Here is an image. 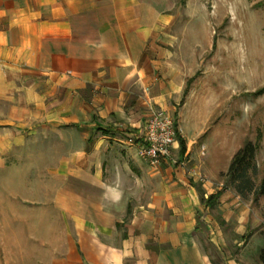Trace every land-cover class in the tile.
I'll return each mask as SVG.
<instances>
[{
    "label": "crops",
    "instance_id": "obj_1",
    "mask_svg": "<svg viewBox=\"0 0 264 264\" xmlns=\"http://www.w3.org/2000/svg\"><path fill=\"white\" fill-rule=\"evenodd\" d=\"M193 45L189 0H0V264H260Z\"/></svg>",
    "mask_w": 264,
    "mask_h": 264
},
{
    "label": "rangeland",
    "instance_id": "obj_2",
    "mask_svg": "<svg viewBox=\"0 0 264 264\" xmlns=\"http://www.w3.org/2000/svg\"><path fill=\"white\" fill-rule=\"evenodd\" d=\"M189 41L194 43L199 87L210 90L208 99L217 100L211 122H219V134L229 142L218 164L229 166V151L234 149V154L246 139L252 140L257 152L248 176L253 190L260 188L264 183V88L260 90L264 86V0H189ZM253 190L239 195L250 206L244 250L247 258L256 260L264 244V194L255 200Z\"/></svg>",
    "mask_w": 264,
    "mask_h": 264
},
{
    "label": "built area",
    "instance_id": "obj_3",
    "mask_svg": "<svg viewBox=\"0 0 264 264\" xmlns=\"http://www.w3.org/2000/svg\"><path fill=\"white\" fill-rule=\"evenodd\" d=\"M176 141L175 117L161 107H151L146 118L144 133L139 142V152L150 165H159L171 157Z\"/></svg>",
    "mask_w": 264,
    "mask_h": 264
},
{
    "label": "trees",
    "instance_id": "obj_4",
    "mask_svg": "<svg viewBox=\"0 0 264 264\" xmlns=\"http://www.w3.org/2000/svg\"><path fill=\"white\" fill-rule=\"evenodd\" d=\"M263 88L264 86L260 90ZM256 152V143L250 139H246L241 147L233 154L227 171L221 173V176L225 177L226 182L231 184L233 189L240 195H244L245 192L253 190V182L250 176H248V169L249 167H255ZM253 192L256 200L259 194H264V183L260 185V188L254 189ZM217 196V194H212L205 201L212 205ZM258 260L260 264H264V244L259 249Z\"/></svg>",
    "mask_w": 264,
    "mask_h": 264
}]
</instances>
